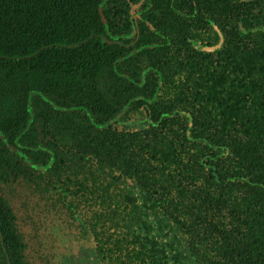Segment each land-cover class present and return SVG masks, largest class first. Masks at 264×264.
<instances>
[{
  "label": "trees",
  "instance_id": "1",
  "mask_svg": "<svg viewBox=\"0 0 264 264\" xmlns=\"http://www.w3.org/2000/svg\"><path fill=\"white\" fill-rule=\"evenodd\" d=\"M0 264H264V0H0Z\"/></svg>",
  "mask_w": 264,
  "mask_h": 264
},
{
  "label": "water",
  "instance_id": "2",
  "mask_svg": "<svg viewBox=\"0 0 264 264\" xmlns=\"http://www.w3.org/2000/svg\"><path fill=\"white\" fill-rule=\"evenodd\" d=\"M223 39L220 40V43L217 46H213V47H204V50L207 52H215L217 49L221 48L222 44H223Z\"/></svg>",
  "mask_w": 264,
  "mask_h": 264
}]
</instances>
